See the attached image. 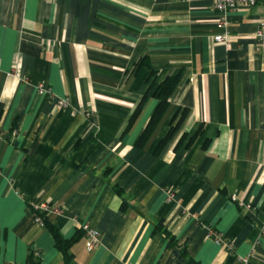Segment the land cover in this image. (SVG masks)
Segmentation results:
<instances>
[{
    "label": "crops",
    "instance_id": "0c3cea01",
    "mask_svg": "<svg viewBox=\"0 0 264 264\" xmlns=\"http://www.w3.org/2000/svg\"><path fill=\"white\" fill-rule=\"evenodd\" d=\"M214 2L0 0V264H64L43 202L64 239L102 235L73 264H264V3L223 25Z\"/></svg>",
    "mask_w": 264,
    "mask_h": 264
},
{
    "label": "trees",
    "instance_id": "16d2710c",
    "mask_svg": "<svg viewBox=\"0 0 264 264\" xmlns=\"http://www.w3.org/2000/svg\"><path fill=\"white\" fill-rule=\"evenodd\" d=\"M180 78H181L180 75L170 77L166 81L161 83L155 90L154 97L159 101V106L156 109L153 117L151 118L147 128L144 130L142 136L140 137L138 141V147H142L148 141V139L151 137L152 133L154 132L155 128L158 126V124L162 120L164 114L169 108L170 98L174 90L176 89V86L179 83ZM151 89H153V85H151L150 90ZM147 98H148V95H145L143 99L141 100V102L139 103L135 114L132 116V119L130 120V125L136 120L138 115L141 113L142 108ZM186 114L187 112H184L181 118L178 120V122L175 125L174 123H171L170 129L166 137L160 143V146L158 148L159 150L163 148V146L168 141L172 140L173 137L177 134V132L179 131L182 125L183 120L186 117ZM198 133H201V131H199ZM34 211L36 212V216H39L42 219L44 223V227L48 228L50 232L52 233L56 241V246L58 250H60V252L64 255V264H73L74 258L71 255L70 250L73 247V245L76 244L82 238V236L83 237L86 236L85 232L82 229H79L77 235L74 238L70 240H66L61 235L60 231L55 227V225H53L49 221V218L47 217L48 213L41 214L39 211L35 210V208H34ZM164 232L170 238V240L176 244L175 239L172 237L171 233L167 229H165ZM192 264H196V263L192 261Z\"/></svg>",
    "mask_w": 264,
    "mask_h": 264
},
{
    "label": "built area",
    "instance_id": "2783aa9c",
    "mask_svg": "<svg viewBox=\"0 0 264 264\" xmlns=\"http://www.w3.org/2000/svg\"><path fill=\"white\" fill-rule=\"evenodd\" d=\"M259 3H264V0H215L214 6L215 9L222 15V24L225 25L226 17L229 12L233 11L239 6L254 7ZM256 38L259 46L264 47V22L261 24V26L256 32ZM215 41L221 43L222 42L227 43L228 38L226 37V35H218L215 37ZM40 93L49 95V91L45 86H42L40 88ZM66 103L67 101L61 102L62 105H66ZM172 197L173 195H170V198ZM34 208L35 210L39 211L41 214L49 213L51 210V206L45 202L34 206ZM36 217H37L36 218L37 222L40 223V225L44 226L42 219L39 216ZM77 225L79 226V229H82L86 234L85 238H86V245L88 251L89 252L93 251L101 243L102 235L100 231L93 228L89 224L77 223ZM208 231H209V236L212 239H214L218 244H223V245L226 244L219 235H215V233H213V231L210 229H208ZM245 263L252 264L248 261V259H245Z\"/></svg>",
    "mask_w": 264,
    "mask_h": 264
},
{
    "label": "rangeland",
    "instance_id": "374dc122",
    "mask_svg": "<svg viewBox=\"0 0 264 264\" xmlns=\"http://www.w3.org/2000/svg\"><path fill=\"white\" fill-rule=\"evenodd\" d=\"M100 245V244H99ZM87 246V245H86Z\"/></svg>",
    "mask_w": 264,
    "mask_h": 264
}]
</instances>
